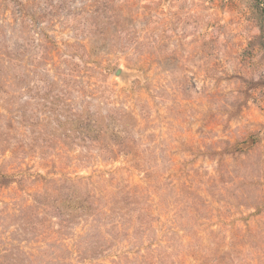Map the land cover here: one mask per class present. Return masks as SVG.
<instances>
[{
  "label": "rangeland",
  "instance_id": "1",
  "mask_svg": "<svg viewBox=\"0 0 264 264\" xmlns=\"http://www.w3.org/2000/svg\"><path fill=\"white\" fill-rule=\"evenodd\" d=\"M0 264H264V0H0Z\"/></svg>",
  "mask_w": 264,
  "mask_h": 264
}]
</instances>
